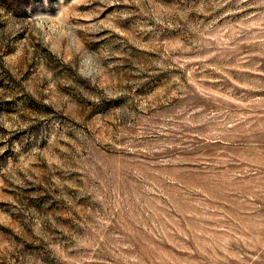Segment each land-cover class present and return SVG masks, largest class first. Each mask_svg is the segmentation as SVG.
<instances>
[{"label":"rangeland","instance_id":"obj_1","mask_svg":"<svg viewBox=\"0 0 264 264\" xmlns=\"http://www.w3.org/2000/svg\"><path fill=\"white\" fill-rule=\"evenodd\" d=\"M0 264H264V0H0Z\"/></svg>","mask_w":264,"mask_h":264},{"label":"clouds","instance_id":"obj_2","mask_svg":"<svg viewBox=\"0 0 264 264\" xmlns=\"http://www.w3.org/2000/svg\"><path fill=\"white\" fill-rule=\"evenodd\" d=\"M62 27L66 28V26L63 24V22H62ZM82 63L94 65L96 67L97 71L100 69V67H102V64H101L99 58L97 56H95L94 54H91V53L85 55ZM80 74L82 77L90 79V77L85 76V74L83 72H81ZM90 82H91V80H90Z\"/></svg>","mask_w":264,"mask_h":264}]
</instances>
